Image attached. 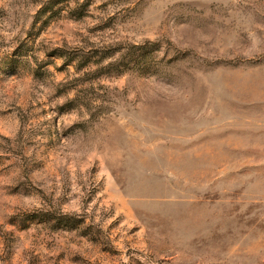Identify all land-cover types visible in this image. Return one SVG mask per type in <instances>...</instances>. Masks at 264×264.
<instances>
[{
  "label": "rangeland",
  "instance_id": "1",
  "mask_svg": "<svg viewBox=\"0 0 264 264\" xmlns=\"http://www.w3.org/2000/svg\"><path fill=\"white\" fill-rule=\"evenodd\" d=\"M0 264H264V0H0Z\"/></svg>",
  "mask_w": 264,
  "mask_h": 264
}]
</instances>
